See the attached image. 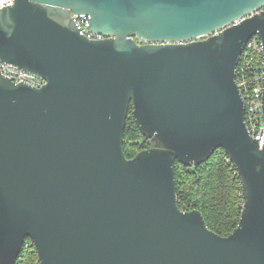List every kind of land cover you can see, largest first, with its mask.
Instances as JSON below:
<instances>
[{
	"label": "water",
	"instance_id": "obj_1",
	"mask_svg": "<svg viewBox=\"0 0 264 264\" xmlns=\"http://www.w3.org/2000/svg\"><path fill=\"white\" fill-rule=\"evenodd\" d=\"M89 17L87 39L71 14ZM264 0H14L0 9V264L32 241L39 264H264V143L236 82ZM151 147L127 158L128 111ZM221 148L241 184L218 235L177 201L175 161Z\"/></svg>",
	"mask_w": 264,
	"mask_h": 264
},
{
	"label": "trees",
	"instance_id": "obj_2",
	"mask_svg": "<svg viewBox=\"0 0 264 264\" xmlns=\"http://www.w3.org/2000/svg\"><path fill=\"white\" fill-rule=\"evenodd\" d=\"M131 125L134 133L130 131ZM131 133L134 141L128 138ZM149 144L153 145V141L141 134L130 108L123 133L124 155L131 158ZM174 173L179 207L198 209L206 225L218 235L231 233L238 223L243 199L239 178L225 152L218 148L206 162L196 166L188 167L175 161ZM26 242L15 264H39L32 241L26 238Z\"/></svg>",
	"mask_w": 264,
	"mask_h": 264
},
{
	"label": "built area",
	"instance_id": "obj_3",
	"mask_svg": "<svg viewBox=\"0 0 264 264\" xmlns=\"http://www.w3.org/2000/svg\"><path fill=\"white\" fill-rule=\"evenodd\" d=\"M13 3L14 0H0V9ZM71 18L79 33L87 39L99 40L104 38V36L94 34L89 30L88 15L72 13ZM262 55L263 50L260 37L254 34L245 43L235 68L236 82L244 101V121L249 134L257 140L259 147H262L264 143V123L262 121ZM0 75L10 78L15 83H26L33 87H41L46 83V80L41 76L19 69L2 60H0ZM24 244L27 245L26 239L23 242Z\"/></svg>",
	"mask_w": 264,
	"mask_h": 264
},
{
	"label": "rangeland",
	"instance_id": "obj_4",
	"mask_svg": "<svg viewBox=\"0 0 264 264\" xmlns=\"http://www.w3.org/2000/svg\"><path fill=\"white\" fill-rule=\"evenodd\" d=\"M134 129H133V126L131 125V127H130V131L132 132ZM133 133H134V131H133ZM133 133H131L129 136H128V138H129V140L130 141H134V136H133ZM150 145V144H149ZM152 145H150L149 147H151Z\"/></svg>",
	"mask_w": 264,
	"mask_h": 264
}]
</instances>
